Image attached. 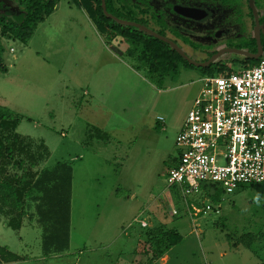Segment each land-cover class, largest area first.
I'll return each mask as SVG.
<instances>
[{
  "label": "rangeland",
  "instance_id": "374dc122",
  "mask_svg": "<svg viewBox=\"0 0 264 264\" xmlns=\"http://www.w3.org/2000/svg\"><path fill=\"white\" fill-rule=\"evenodd\" d=\"M4 1L16 10L10 16L19 15L15 0ZM56 7L27 45L1 40L0 106L21 117L16 133L36 155L44 146L38 171L58 162L72 169L69 246L45 257L35 219L11 229L0 216V246L23 258L12 264H264V183L220 187L212 198L203 190L190 199L218 205L220 214L192 221L165 180L204 73L180 67L163 80L151 76L124 41L91 35L74 0ZM99 131L104 138L90 137ZM169 229L178 243L165 262H150L149 239ZM248 235L250 248L235 245Z\"/></svg>",
  "mask_w": 264,
  "mask_h": 264
},
{
  "label": "trees",
  "instance_id": "16d2710c",
  "mask_svg": "<svg viewBox=\"0 0 264 264\" xmlns=\"http://www.w3.org/2000/svg\"><path fill=\"white\" fill-rule=\"evenodd\" d=\"M15 1L21 11L19 15L12 17L0 15L2 72L6 71L1 59L3 37L8 40H20L27 45L38 25L53 13L60 0ZM74 2L85 11L102 36L110 41H124L127 45V55L136 58L139 67L145 69L149 75L163 80L169 74L177 73L180 67L195 68L164 42L133 27L121 26L107 19L103 15L100 0ZM105 6L110 15L145 26L160 36L167 37V32H172L163 20L155 18L149 11L140 10L138 5L127 0H105ZM173 41L176 42L174 39ZM257 62L252 61L247 66L252 67ZM197 69L203 72L204 76H214L216 72L230 73L225 65L220 64ZM20 120L21 117L12 110L0 106V216L5 218L6 226L11 229H19L24 219H35L41 229L43 255L45 257L57 255L69 246L72 169L65 163L58 162L52 168L38 171L37 164L44 160L46 151L44 146L40 145L39 149L43 154L36 155L31 149V143L17 135L16 128ZM104 136L99 131L90 137L101 139ZM218 188L220 189L218 184H208L202 187V191L212 198ZM179 239L173 229L160 233L159 237H151L148 243L150 262L161 259ZM253 242L255 237L248 235L246 238H240L235 245L242 244L250 248ZM21 260L22 257L0 246V264Z\"/></svg>",
  "mask_w": 264,
  "mask_h": 264
},
{
  "label": "built area",
  "instance_id": "2783aa9c",
  "mask_svg": "<svg viewBox=\"0 0 264 264\" xmlns=\"http://www.w3.org/2000/svg\"><path fill=\"white\" fill-rule=\"evenodd\" d=\"M201 84L175 140L176 164L165 176L168 187L179 189L192 221L220 214L218 205L190 199L204 185L228 192L264 183V55L252 67L204 76Z\"/></svg>",
  "mask_w": 264,
  "mask_h": 264
},
{
  "label": "flooded vegetation",
  "instance_id": "af4514ba",
  "mask_svg": "<svg viewBox=\"0 0 264 264\" xmlns=\"http://www.w3.org/2000/svg\"><path fill=\"white\" fill-rule=\"evenodd\" d=\"M127 1L138 5L140 10L149 11L155 18L163 20L166 27L172 30V32H167L168 35L165 38L175 43L189 58L191 57L188 54L193 52L197 61L205 62L218 51L228 49L246 51L249 55L256 54L255 17L249 5L250 0ZM253 6L259 24L264 26V0H253ZM16 8L20 13L19 7L16 6ZM190 10L195 11L193 15L199 18L189 19L180 14V12L190 13ZM13 11H16L14 6L8 5L7 1L0 0V15L9 17ZM261 32L260 30L263 56L264 34ZM259 59L225 54L217 58L212 65L247 66L250 62Z\"/></svg>",
  "mask_w": 264,
  "mask_h": 264
},
{
  "label": "water",
  "instance_id": "95a60500",
  "mask_svg": "<svg viewBox=\"0 0 264 264\" xmlns=\"http://www.w3.org/2000/svg\"><path fill=\"white\" fill-rule=\"evenodd\" d=\"M100 1H101V9H102L103 15L107 19H110V20L114 21L115 23H117L118 25H121V26L133 27V28L139 30L140 32L145 33L148 36H151L155 39H158L159 41L164 42L165 44L170 46V48L173 51H175L183 60H185L189 65H191L195 68H202V69L209 68L215 62V60L217 58H219L220 56H223L225 54H236L239 56H247V57L249 56L255 60L259 59L262 56V48H261V43H260V30L262 31L261 33L264 34V26L259 24L258 17L256 15L255 10H254L253 0H250L249 5H250V8L253 9V13H254V17H255L254 32H255V39L257 42L256 54L255 55H249L246 51L228 49V50L218 51L215 55H213L209 60H207L205 62H199V61L192 60L175 43H173L172 41H170L169 39H167L163 36H160L159 34L153 32L152 30H150L148 28H146L145 26H142V25L134 23V22L120 20V19L110 15L109 13H107L106 6H105V0H100ZM193 13H195V11H192V10H190V13L180 12V14L188 17L189 19H194V20L198 19L199 17H197V15H193Z\"/></svg>",
  "mask_w": 264,
  "mask_h": 264
},
{
  "label": "crops",
  "instance_id": "0c3cea01",
  "mask_svg": "<svg viewBox=\"0 0 264 264\" xmlns=\"http://www.w3.org/2000/svg\"><path fill=\"white\" fill-rule=\"evenodd\" d=\"M57 6V5H56ZM75 6L78 8V10H81V12H83V15H81L82 16V18H83V20H84V18L86 19V22L88 23V26H89V28H90V30H91V35L92 34H95V33H97V31H96V29H95V27H94V25H93V23L88 19V17H86V15H85V11H83L81 8H79L76 4H75ZM57 8L58 7H56V9L54 10V12L48 17V18H50L53 14H55L56 13V10H57ZM74 11L72 10V9H69L67 12H66V18L69 20V22H73L74 20H75V18H74V16H73V13ZM80 12V11H79ZM76 19H77V17H76ZM36 31V30H35ZM34 31V32H35ZM93 32H95V33H93ZM98 37V36H97ZM31 39V38H30ZM100 42V41H99ZM229 70H230V72H234V71H237V70H239V69H241V68H245V67H248V66H242V65H239V66H236V65H234V66H229V65H225ZM204 77V76H203ZM176 164V162L174 163V164H172L171 165V167L172 166H174ZM72 181H73V177H72ZM259 185V184H258ZM252 186V185H251ZM70 214H71V208H70ZM25 220V219H24ZM23 220V221H24ZM28 220V219H27ZM23 221H22V223H23ZM31 221V220H30ZM70 221H71V219H70ZM21 226H22V224H21ZM69 238H70V232H69ZM166 261V258L163 256L161 259H160V262H165ZM17 262H19V261H17ZM12 263H16V262H11V263H8V264H12ZM2 264H4V263H2Z\"/></svg>",
  "mask_w": 264,
  "mask_h": 264
}]
</instances>
